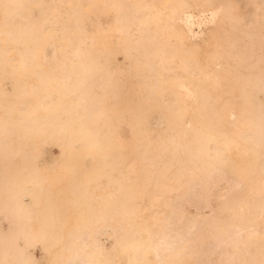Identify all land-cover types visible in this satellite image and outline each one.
Instances as JSON below:
<instances>
[{
    "label": "bare ground",
    "instance_id": "bare-ground-1",
    "mask_svg": "<svg viewBox=\"0 0 264 264\" xmlns=\"http://www.w3.org/2000/svg\"><path fill=\"white\" fill-rule=\"evenodd\" d=\"M0 264H264V0H0Z\"/></svg>",
    "mask_w": 264,
    "mask_h": 264
},
{
    "label": "rangeland",
    "instance_id": "rangeland-1",
    "mask_svg": "<svg viewBox=\"0 0 264 264\" xmlns=\"http://www.w3.org/2000/svg\"><path fill=\"white\" fill-rule=\"evenodd\" d=\"M54 151H57L58 149L56 147L53 148ZM192 207V208H191ZM190 209L191 210H195L194 206H191ZM36 252H38L37 254L40 255L41 254V251L40 249H36Z\"/></svg>",
    "mask_w": 264,
    "mask_h": 264
}]
</instances>
